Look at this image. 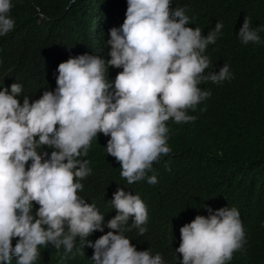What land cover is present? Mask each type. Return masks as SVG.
<instances>
[{
	"label": "clouds",
	"instance_id": "clouds-1",
	"mask_svg": "<svg viewBox=\"0 0 264 264\" xmlns=\"http://www.w3.org/2000/svg\"><path fill=\"white\" fill-rule=\"evenodd\" d=\"M13 6V0H0V36L14 29ZM190 19L185 7L171 8V0H127L123 23L109 29L110 59L70 55L53 71L56 87L38 99L22 95L17 82L0 87V264H37L40 246L49 244L63 247L66 261L80 251L77 238L94 249L93 264H165L161 253L137 250L125 235L133 228L140 235L147 231L148 209L139 194L118 186L108 201L116 215L107 221L78 195L92 173L89 160L80 157L103 133L109 137L106 153L120 164L128 184L158 183L147 172L172 151L166 122L195 121L187 110L212 95L198 85L233 78L228 64L205 74L211 61L204 52L223 24L204 36L188 26ZM251 24L245 17L236 33L241 43H264V28ZM110 67L122 69L114 81ZM202 207L206 216L180 227L179 264H227L247 244L240 212ZM97 230L104 234L87 239Z\"/></svg>",
	"mask_w": 264,
	"mask_h": 264
},
{
	"label": "trees",
	"instance_id": "trees-1",
	"mask_svg": "<svg viewBox=\"0 0 264 264\" xmlns=\"http://www.w3.org/2000/svg\"><path fill=\"white\" fill-rule=\"evenodd\" d=\"M13 4L14 29L0 36V87L20 83L22 95L33 100L56 87L53 71L70 55L88 52L110 59L109 29L123 23L127 8V0H13ZM175 7H185L192 18L188 26L200 28L204 36L217 22L223 24L216 43L204 52L211 61L205 74L228 64L233 78L198 85L212 95L195 111L187 110L195 121L166 122L172 151L161 155L147 172L156 174L158 183L150 185L145 179L128 184L120 176V164L106 153L109 137L99 133L88 155L80 157L89 160L92 173L81 181L84 187L78 195L94 203L107 221L116 215L108 201L118 186L139 194L148 209L147 231L140 235L133 228L125 235L137 250L161 253L165 264H179L177 257L182 255L175 248L180 227L196 215L206 216L203 204L213 210L236 207L247 244L227 264H264V43L243 45L236 34L245 17L251 18L252 28H264V0H171ZM259 35L264 40V31ZM119 71L110 67L109 78L114 81ZM45 150L51 151L47 146ZM103 234L97 230L87 239L94 242ZM76 247L79 253L62 261L63 247L40 246L37 264H93L94 249L79 238Z\"/></svg>",
	"mask_w": 264,
	"mask_h": 264
}]
</instances>
